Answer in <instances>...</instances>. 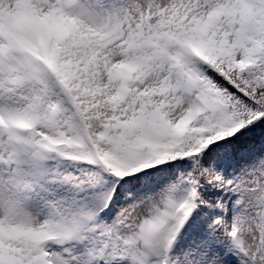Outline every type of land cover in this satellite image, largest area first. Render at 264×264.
Segmentation results:
<instances>
[{"label": "snow or ice", "instance_id": "snow-or-ice-1", "mask_svg": "<svg viewBox=\"0 0 264 264\" xmlns=\"http://www.w3.org/2000/svg\"><path fill=\"white\" fill-rule=\"evenodd\" d=\"M0 264H264V0H0Z\"/></svg>", "mask_w": 264, "mask_h": 264}]
</instances>
